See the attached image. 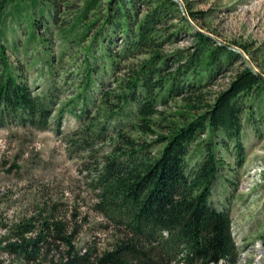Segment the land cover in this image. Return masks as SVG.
<instances>
[{
    "label": "trees",
    "instance_id": "1",
    "mask_svg": "<svg viewBox=\"0 0 264 264\" xmlns=\"http://www.w3.org/2000/svg\"><path fill=\"white\" fill-rule=\"evenodd\" d=\"M102 1L84 0L71 26L56 31L82 42L92 35L83 49V92L98 63L108 68L117 85L116 94L100 93L103 116L112 121L97 120L82 141L88 143L107 131L115 137L110 155L96 170L93 190L96 211L118 229V236L111 249L95 256L68 252L64 264L233 262L229 212L210 201L224 167L217 151L231 144L236 165L244 164L242 130L246 125L257 130L255 105L263 102L264 79L241 63L227 88L209 102L205 90L221 72L242 61L238 53L196 32L172 0ZM61 2L67 0H0V127L13 121L35 130L47 128L53 97L32 92L21 67L10 62L8 50L9 41L17 49L14 39L24 25L26 43L41 46L45 65L50 66L48 36ZM185 12L190 20L196 19L188 9ZM175 20L183 26L178 28ZM183 33L191 34L193 46L165 50ZM138 55L147 58L123 72L121 63ZM117 73L123 75L116 78ZM177 99L183 107L166 112ZM203 135L208 136L206 143L199 141ZM51 230L52 238L66 241L60 223L45 220L40 234L21 235L20 242L3 250L21 261L36 262L49 244L44 232Z\"/></svg>",
    "mask_w": 264,
    "mask_h": 264
},
{
    "label": "rangeland",
    "instance_id": "2",
    "mask_svg": "<svg viewBox=\"0 0 264 264\" xmlns=\"http://www.w3.org/2000/svg\"><path fill=\"white\" fill-rule=\"evenodd\" d=\"M107 1L103 0V5ZM179 1L192 28L196 26L217 44L241 52L242 61L217 76L205 90V99L211 102L216 93L227 88L241 63L264 79V0ZM83 2L60 3L56 23L48 36L49 68L41 46L36 48L26 43L24 25L14 39L17 49L9 41L10 62L21 67L20 72L34 94L52 96L54 104L45 130L23 127L13 121L0 127V264H64L69 260L68 252L74 250V254L95 256L111 249L118 236V229L96 211L97 193L93 190L96 170L103 158L110 155L115 137L107 131L104 136L88 138V143L82 141L86 137L83 133L97 120L104 124L112 121L103 116L100 93L116 94L117 85L108 68L98 63L93 66L96 69L88 91L83 92V49L90 44L92 35L82 42L73 34L56 31L57 27L71 26ZM185 9L195 14L194 21ZM173 24L178 28L183 26L176 20ZM7 34L10 40L12 34L9 31ZM188 34L183 33L165 50L193 46L194 41ZM99 54L94 51L95 56ZM146 58L138 55L123 61V72ZM121 75L115 74L116 78ZM181 104L177 99L165 111L174 112L177 105L183 107ZM255 108L257 130L250 125L242 130L244 164L236 165L231 144L217 151L224 167L212 187L210 201L216 209L229 212L235 244L234 261L220 264H264V99ZM130 135L138 136L135 132ZM207 140L208 136L203 135L199 141L206 143ZM45 220L59 222L60 234L66 241L52 238L53 230L44 232L48 234L49 244L36 262L21 261L3 250L10 243L20 242L21 235L34 238L40 234Z\"/></svg>",
    "mask_w": 264,
    "mask_h": 264
},
{
    "label": "water",
    "instance_id": "3",
    "mask_svg": "<svg viewBox=\"0 0 264 264\" xmlns=\"http://www.w3.org/2000/svg\"><path fill=\"white\" fill-rule=\"evenodd\" d=\"M172 1H174L177 5H178V7H179V9H180V11L182 12V14H183V16L184 17H186L185 16V14H184V9H183V6H182V4L180 3V1L179 0H172ZM188 20V19H187ZM193 29L196 31V32H201L200 30H198L197 28H196V26H193ZM202 33V32H201ZM207 36H209V35H207ZM210 37V36H209ZM215 41V40H214ZM217 43V42H216ZM219 45H221V44H219ZM223 46V45H222ZM232 51H235L236 53H238V54H241V52L239 51V50H237V49H234V48H230ZM256 75H258L257 73H255ZM258 76H260V75H258ZM261 78H263L262 76H260Z\"/></svg>",
    "mask_w": 264,
    "mask_h": 264
}]
</instances>
